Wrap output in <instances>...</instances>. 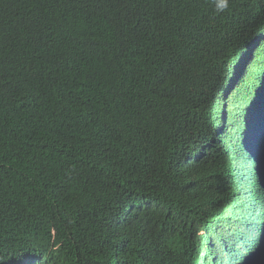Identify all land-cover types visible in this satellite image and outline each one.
<instances>
[{"label": "trees", "instance_id": "16d2710c", "mask_svg": "<svg viewBox=\"0 0 264 264\" xmlns=\"http://www.w3.org/2000/svg\"><path fill=\"white\" fill-rule=\"evenodd\" d=\"M239 1L217 14L214 0H0V264L31 249L49 253L31 264H136L146 246L182 261L199 250L187 236L205 210L180 198L167 157L220 163L212 137L264 66V50L248 56L264 26L244 32ZM247 60L230 97L231 70ZM148 107L156 127L139 132L133 118ZM132 187L154 203L137 232L164 247L131 233L120 261L94 223H109ZM223 217L209 211L205 229Z\"/></svg>", "mask_w": 264, "mask_h": 264}, {"label": "clouds", "instance_id": "9594fccd", "mask_svg": "<svg viewBox=\"0 0 264 264\" xmlns=\"http://www.w3.org/2000/svg\"><path fill=\"white\" fill-rule=\"evenodd\" d=\"M239 4L237 24L244 32L264 26V0H242ZM228 7L229 0H214L217 14L224 13ZM255 50H264L261 39L250 45L248 56L252 60ZM249 63L248 60L240 62L231 70L233 82L226 84L230 97L238 88L235 83ZM234 103H237L234 120L219 134L221 138L212 137L223 147L217 167L200 166V156L194 152H173L167 157L170 158L169 169L178 177L176 191L180 198L190 206H201L205 210L195 218L198 219L187 236V239H193L194 243L202 246L182 261L175 259L167 249L165 253H160L146 246L145 258L140 255L136 264H264V66L256 68L254 82L242 87ZM250 103L251 106H248ZM155 112L152 107L136 112L133 119L139 132L153 131L156 127L153 119ZM213 149L210 148V156L214 153ZM234 162L239 163V167ZM240 198L244 209L249 206L246 215L239 207ZM250 201L255 204L249 205ZM153 204L151 194L132 187L117 197L115 209L109 214V223L103 217L96 218L94 227L97 234L109 236L105 242L109 246L114 244V254L120 261L131 244V233L164 247L150 230L137 232L136 219L144 217L145 213L151 216ZM218 210L224 215L223 219L211 231L206 230L203 219L209 211ZM176 237L177 240L171 242L168 248L181 251L186 245L185 231L180 228ZM43 254L49 255L33 249L18 252L17 264H31Z\"/></svg>", "mask_w": 264, "mask_h": 264}, {"label": "bare ground", "instance_id": "6f19581e", "mask_svg": "<svg viewBox=\"0 0 264 264\" xmlns=\"http://www.w3.org/2000/svg\"><path fill=\"white\" fill-rule=\"evenodd\" d=\"M243 160V163H246L245 162V160L244 159H242ZM238 162H241L240 160H238ZM235 163V162H234ZM239 164V163H238ZM238 164L237 163H235V165L237 166V167H239L238 166ZM243 202L241 201V198H240V209L241 210H243V213H245V215L247 214V208L246 209H244V207H243V204H242ZM235 207H236V204H235ZM238 207V206H237ZM237 211H240V210H237ZM252 223V222H251Z\"/></svg>", "mask_w": 264, "mask_h": 264}, {"label": "rangeland", "instance_id": "374dc122", "mask_svg": "<svg viewBox=\"0 0 264 264\" xmlns=\"http://www.w3.org/2000/svg\"><path fill=\"white\" fill-rule=\"evenodd\" d=\"M248 106H251V103H250ZM248 106H247V107H248ZM244 126H247V124H244ZM249 205H251V202H249ZM245 206H246V205H245ZM246 208H249V206H247ZM251 222H252V220H251ZM219 254H222V252L219 251Z\"/></svg>", "mask_w": 264, "mask_h": 264}, {"label": "water", "instance_id": "95a60500", "mask_svg": "<svg viewBox=\"0 0 264 264\" xmlns=\"http://www.w3.org/2000/svg\"><path fill=\"white\" fill-rule=\"evenodd\" d=\"M251 203H253L252 201H250ZM255 203H253V205H254Z\"/></svg>", "mask_w": 264, "mask_h": 264}]
</instances>
